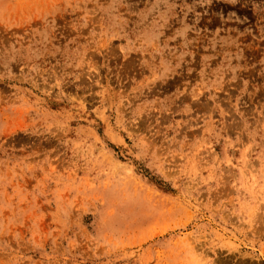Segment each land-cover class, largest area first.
Masks as SVG:
<instances>
[{
	"label": "rangeland",
	"instance_id": "rangeland-1",
	"mask_svg": "<svg viewBox=\"0 0 264 264\" xmlns=\"http://www.w3.org/2000/svg\"><path fill=\"white\" fill-rule=\"evenodd\" d=\"M0 264H264V0H0Z\"/></svg>",
	"mask_w": 264,
	"mask_h": 264
}]
</instances>
